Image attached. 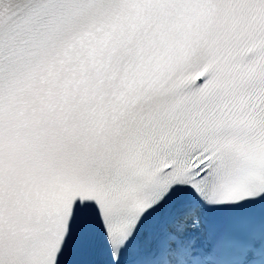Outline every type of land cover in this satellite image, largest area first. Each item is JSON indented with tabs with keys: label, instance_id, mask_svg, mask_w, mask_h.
Here are the masks:
<instances>
[{
	"label": "snow or ice",
	"instance_id": "obj_1",
	"mask_svg": "<svg viewBox=\"0 0 264 264\" xmlns=\"http://www.w3.org/2000/svg\"><path fill=\"white\" fill-rule=\"evenodd\" d=\"M0 264H264V0H0Z\"/></svg>",
	"mask_w": 264,
	"mask_h": 264
}]
</instances>
